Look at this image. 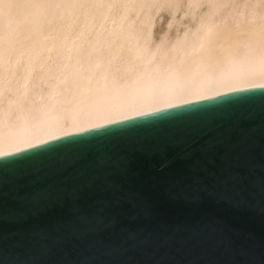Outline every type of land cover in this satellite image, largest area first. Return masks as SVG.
<instances>
[{"label": "water", "instance_id": "water-1", "mask_svg": "<svg viewBox=\"0 0 264 264\" xmlns=\"http://www.w3.org/2000/svg\"><path fill=\"white\" fill-rule=\"evenodd\" d=\"M0 264H264V88L0 157Z\"/></svg>", "mask_w": 264, "mask_h": 264}, {"label": "bare ground", "instance_id": "bare-ground-1", "mask_svg": "<svg viewBox=\"0 0 264 264\" xmlns=\"http://www.w3.org/2000/svg\"><path fill=\"white\" fill-rule=\"evenodd\" d=\"M257 88L264 0H0V157Z\"/></svg>", "mask_w": 264, "mask_h": 264}, {"label": "rangeland", "instance_id": "rangeland-1", "mask_svg": "<svg viewBox=\"0 0 264 264\" xmlns=\"http://www.w3.org/2000/svg\"><path fill=\"white\" fill-rule=\"evenodd\" d=\"M163 17H165V14H164V15L162 14L161 18H163ZM157 28H158V26L156 27V29H157Z\"/></svg>", "mask_w": 264, "mask_h": 264}]
</instances>
